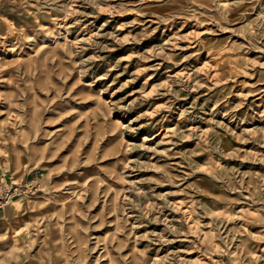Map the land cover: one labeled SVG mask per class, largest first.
Masks as SVG:
<instances>
[{
	"label": "rangeland",
	"instance_id": "1",
	"mask_svg": "<svg viewBox=\"0 0 264 264\" xmlns=\"http://www.w3.org/2000/svg\"><path fill=\"white\" fill-rule=\"evenodd\" d=\"M2 185L0 264H264V0H0Z\"/></svg>",
	"mask_w": 264,
	"mask_h": 264
},
{
	"label": "built area",
	"instance_id": "2",
	"mask_svg": "<svg viewBox=\"0 0 264 264\" xmlns=\"http://www.w3.org/2000/svg\"><path fill=\"white\" fill-rule=\"evenodd\" d=\"M1 191H2V194H3V197H2V202H0V203H6V201L8 200V199H13L16 195H20V192H19V190L17 189V188H8L7 189V186L6 185H2V189H1ZM17 191H18V193H17ZM1 201V200H0Z\"/></svg>",
	"mask_w": 264,
	"mask_h": 264
},
{
	"label": "bare ground",
	"instance_id": "3",
	"mask_svg": "<svg viewBox=\"0 0 264 264\" xmlns=\"http://www.w3.org/2000/svg\"><path fill=\"white\" fill-rule=\"evenodd\" d=\"M8 201H10V199H8V200L6 201V203H7ZM6 203H4V205H6Z\"/></svg>",
	"mask_w": 264,
	"mask_h": 264
}]
</instances>
